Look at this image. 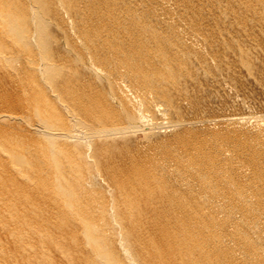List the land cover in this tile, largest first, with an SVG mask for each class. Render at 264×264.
Listing matches in <instances>:
<instances>
[{
  "label": "bare ground",
  "instance_id": "1",
  "mask_svg": "<svg viewBox=\"0 0 264 264\" xmlns=\"http://www.w3.org/2000/svg\"><path fill=\"white\" fill-rule=\"evenodd\" d=\"M256 95L264 0H0V264H264Z\"/></svg>",
  "mask_w": 264,
  "mask_h": 264
},
{
  "label": "rangeland",
  "instance_id": "2",
  "mask_svg": "<svg viewBox=\"0 0 264 264\" xmlns=\"http://www.w3.org/2000/svg\"><path fill=\"white\" fill-rule=\"evenodd\" d=\"M235 90H236V89H235ZM228 94L230 95V94H233V93H230V92H229ZM254 98H255V100H257L259 103H260V102H264V100H262L263 98H262L260 95H256ZM260 98H261V99H260ZM258 99H259V100H258ZM261 100H262V101H261ZM214 108H215V107H214ZM216 109H217V108H216ZM218 109H219V108H218ZM214 110H215V109H214ZM216 111H218V110H216ZM218 112L222 113V112H221V109H219Z\"/></svg>",
  "mask_w": 264,
  "mask_h": 264
}]
</instances>
